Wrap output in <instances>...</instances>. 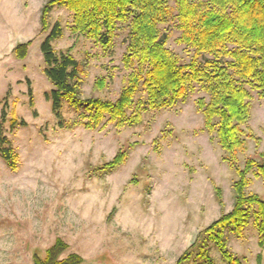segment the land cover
<instances>
[{"label": "rangeland", "instance_id": "1", "mask_svg": "<svg viewBox=\"0 0 264 264\" xmlns=\"http://www.w3.org/2000/svg\"><path fill=\"white\" fill-rule=\"evenodd\" d=\"M48 0H0V129L20 155L17 170L0 156V264H34L60 239L78 254L81 264H177L199 232L234 205L237 172L224 161L220 145L204 129L194 91L173 107L143 113L139 124L118 127L103 123L95 130L59 125L46 93L53 85L44 73L41 44L55 23L63 34L53 41L57 51L70 50L81 62V98L115 101L130 69L123 62L129 24L120 23L109 49L71 27L73 13L57 6L43 30L41 10ZM168 47L188 61L173 24ZM32 41L25 59L13 50ZM141 91L137 100L144 99ZM31 98L34 106H30ZM5 107L6 119H2ZM63 116L74 120L75 109L64 103ZM20 122L11 128L12 117ZM250 140L241 156L260 159L264 152V99L252 102ZM125 163L104 169L118 152ZM248 192L264 197V181L253 175ZM222 189L221 205L216 189ZM231 252L240 264H264V244L254 224L243 236L226 231ZM211 260L194 248L182 264H230L207 240Z\"/></svg>", "mask_w": 264, "mask_h": 264}, {"label": "trees", "instance_id": "2", "mask_svg": "<svg viewBox=\"0 0 264 264\" xmlns=\"http://www.w3.org/2000/svg\"><path fill=\"white\" fill-rule=\"evenodd\" d=\"M57 6L73 13L71 29L75 34L93 39L105 48L114 46L120 23L130 27L123 56L130 73L113 101L81 98V62L70 50L54 48L53 41L62 36L63 29L58 22L53 25L41 51L44 73L53 85L46 97L61 127H65L66 121L70 126L81 125L89 130L103 123L133 127L141 122L146 111L173 107L196 90L207 95L197 99V109L203 115L204 129L223 150L224 161L237 172L234 205L199 232L177 264L187 260L197 247L198 255L211 260L207 240L216 244L230 264H240L228 246L226 231L241 237L252 223L258 230L260 244H264V197L248 192L251 175L264 181V152L259 154L260 159L247 158L240 166L250 140H258L250 127L254 96L264 99V0H48L41 10L43 30L48 29L50 12ZM172 24L179 32L177 43L185 46L190 56L188 61L168 47ZM31 44L32 41L19 43L13 50L15 57L25 59ZM141 91L145 97L137 100ZM65 102L75 109L74 120L64 118ZM30 106H34L32 98ZM6 114L3 107V120ZM19 122L12 117L11 128ZM128 154V150L118 152L104 164V169L122 165ZM0 156L11 170L18 169L20 155L2 129ZM222 193V189H216L221 205ZM67 248L58 239L43 256L35 252L33 262L81 264L83 258L78 254L60 258Z\"/></svg>", "mask_w": 264, "mask_h": 264}]
</instances>
